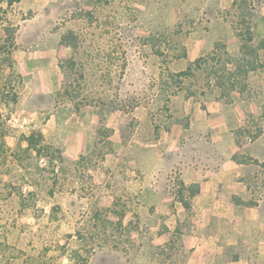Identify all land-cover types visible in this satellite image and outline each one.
Here are the masks:
<instances>
[{"label":"rangeland","instance_id":"1","mask_svg":"<svg viewBox=\"0 0 264 264\" xmlns=\"http://www.w3.org/2000/svg\"><path fill=\"white\" fill-rule=\"evenodd\" d=\"M6 1L0 0V116L7 132L0 152V264H183L180 236L163 247L148 222L137 224L127 195L125 163L145 158L140 146L149 144L145 114L116 134L109 113L101 116L96 131L83 134L90 137L86 149L72 147L65 108L71 102L81 112L138 107L159 123L171 95L205 85L203 70L186 84L172 79L200 54L195 33L238 26L236 10L218 0H20L10 7ZM6 19L17 26L14 48L4 45ZM42 46L57 57L58 73L51 74L57 82L50 90L37 91L29 80L44 74L28 67L24 51ZM41 115H52L51 122ZM24 117L30 122L20 128L14 118ZM117 119L127 123L124 115ZM32 131H41L50 148L25 151L24 136Z\"/></svg>","mask_w":264,"mask_h":264},{"label":"crops","instance_id":"2","mask_svg":"<svg viewBox=\"0 0 264 264\" xmlns=\"http://www.w3.org/2000/svg\"><path fill=\"white\" fill-rule=\"evenodd\" d=\"M235 1L217 3L234 8ZM220 26L224 28L195 33V50L201 55L194 59L213 51L222 40L231 55L240 54L237 26ZM254 39H264V1L256 7ZM54 46L51 52L59 47ZM45 48L24 51L28 67H38L36 71L44 74L40 81L29 80L37 91L50 90L57 82L51 78L58 73L57 57L45 55ZM260 61L263 67L250 71L243 89L223 93L206 79L199 91L189 93L186 86L175 92L166 108L162 104L159 123L138 107L127 111L98 107L81 112L71 102L65 108L72 122L67 123L72 147L86 149L90 137L83 134L86 129L93 134L101 116L109 113L116 134L127 130L138 114H145L149 144L140 146L145 158L125 163L130 173L127 195L133 211L139 214L137 224L148 222L149 233L163 247L173 235L180 236L183 264H264V49L260 50ZM32 62L42 70L31 66ZM42 115L43 121L51 122L52 115ZM121 115L127 123H120L117 116ZM247 135L253 137L250 143L244 141Z\"/></svg>","mask_w":264,"mask_h":264},{"label":"trees","instance_id":"3","mask_svg":"<svg viewBox=\"0 0 264 264\" xmlns=\"http://www.w3.org/2000/svg\"><path fill=\"white\" fill-rule=\"evenodd\" d=\"M19 1L20 0H7L6 2L10 7ZM233 7L239 12L241 17L236 27L241 42L240 54L238 56L231 55L227 49L220 48L217 44L215 49L209 54L195 58L189 63L185 70L173 74L172 79H175V82L182 84L184 82L183 78L189 80L191 76H196V71L203 70L205 79H208L209 82L211 81L210 83H212L213 86L222 88L223 93H229V91L237 88L243 89L244 81L248 77L250 71L263 67V63L260 61V50L264 49V39L259 41L254 39V16L256 7L249 6V0H236ZM2 29L6 38L4 45L14 48L16 44L15 36L17 26L6 19L2 23ZM67 39L69 38L63 35L61 43L68 44L69 41H67ZM188 91L189 93L194 92L191 90V86H188ZM11 94V100L17 102L18 92L12 89ZM6 136V124L0 116L1 156L5 155L3 152L7 149ZM24 138L28 144L25 151L36 149L37 153L41 154L44 148H50L44 145V135L41 131H32L30 134L25 135ZM59 158L62 157L60 156ZM122 216L123 215H121V217Z\"/></svg>","mask_w":264,"mask_h":264},{"label":"built area","instance_id":"4","mask_svg":"<svg viewBox=\"0 0 264 264\" xmlns=\"http://www.w3.org/2000/svg\"><path fill=\"white\" fill-rule=\"evenodd\" d=\"M14 120H15L16 124L20 128L26 127L29 124V122H30V120L28 118H26V117H24L22 119L14 118ZM252 140H253V137L252 136H250V135L245 136V141L246 142H251Z\"/></svg>","mask_w":264,"mask_h":264}]
</instances>
